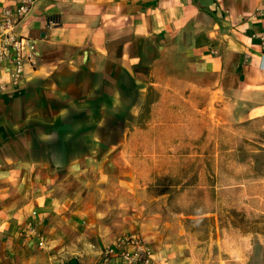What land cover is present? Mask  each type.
Masks as SVG:
<instances>
[{
    "label": "crops",
    "instance_id": "0c3cea01",
    "mask_svg": "<svg viewBox=\"0 0 264 264\" xmlns=\"http://www.w3.org/2000/svg\"><path fill=\"white\" fill-rule=\"evenodd\" d=\"M17 3L0 0V10ZM262 15L264 0L37 2L21 27L36 44L37 65L21 86L0 95V264L83 263L71 256L77 251L68 235L95 209L104 180L111 188L116 166L111 147L98 158L96 149L73 153L59 141L72 136L98 145L94 130L122 108L139 115L148 92L157 93L149 105L156 118L141 126L120 117L119 144L149 132L152 121L162 139L168 137L163 128L175 117L163 110L167 95H193L239 121L264 125ZM257 190L243 203L263 211L264 180ZM30 222L45 237L46 250L37 237L21 234ZM110 238L104 246L114 243Z\"/></svg>",
    "mask_w": 264,
    "mask_h": 264
},
{
    "label": "rangeland",
    "instance_id": "374dc122",
    "mask_svg": "<svg viewBox=\"0 0 264 264\" xmlns=\"http://www.w3.org/2000/svg\"><path fill=\"white\" fill-rule=\"evenodd\" d=\"M156 97L155 91L148 92L137 116L122 108L108 117L111 123L106 120L94 130L101 137L98 145L72 136L59 141L73 153L86 155L96 149L98 158L111 147V163L116 166L111 188L104 180L105 185L96 189L100 202L94 201L95 209L85 211L82 223L71 228L68 237L77 251L71 256L88 264L109 244L102 240L111 237L112 243L137 232L153 247L156 264H264V210L243 203L259 194L264 180V125L239 121L234 112L221 113L214 103L193 95H167L163 110L175 117L168 118L167 130L163 128L168 137L162 139L161 128L152 121L149 132L119 144L124 141L119 118L146 126L156 118L149 106ZM132 100L127 98L129 104ZM124 179L132 182L130 188H119ZM109 194L111 202L106 199ZM104 210L111 211L110 216L102 217ZM56 221L57 226L64 224ZM106 229L109 233L102 236Z\"/></svg>",
    "mask_w": 264,
    "mask_h": 264
},
{
    "label": "built area",
    "instance_id": "2783aa9c",
    "mask_svg": "<svg viewBox=\"0 0 264 264\" xmlns=\"http://www.w3.org/2000/svg\"><path fill=\"white\" fill-rule=\"evenodd\" d=\"M39 1L18 0L15 6L6 5L0 10V95L21 86L37 65L36 44L21 31V27ZM260 36L264 43V26ZM21 234L35 236L41 249L47 247V241L35 223H28ZM94 264H156V253L140 233H129L104 247Z\"/></svg>",
    "mask_w": 264,
    "mask_h": 264
}]
</instances>
